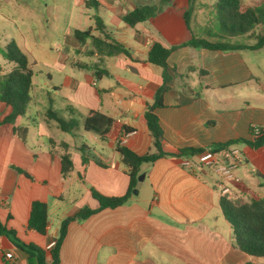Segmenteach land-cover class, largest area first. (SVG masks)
Instances as JSON below:
<instances>
[{"label": "crops", "instance_id": "1", "mask_svg": "<svg viewBox=\"0 0 264 264\" xmlns=\"http://www.w3.org/2000/svg\"><path fill=\"white\" fill-rule=\"evenodd\" d=\"M86 1L0 0V37L5 43L10 39L17 43L34 74L33 64L44 70L46 86L61 100L59 107H51L67 118L78 112L80 137L87 135L89 141L80 143L90 145L86 151L90 157L83 161L80 143L50 133L59 127L46 117V110L42 122L31 118L32 112L38 113L33 91L25 113L13 123L0 125V220L20 240L42 248L56 238L63 218L84 205H98L90 187L107 195L127 190L129 177L118 144L139 153L155 151L144 112L162 82V67L147 61L148 47L153 41L170 47L194 35L184 18L188 0ZM144 4L152 6L146 19L133 25L122 19ZM18 18L22 23H17ZM88 27L92 37L78 41L73 31ZM245 34L228 39L239 42L238 36ZM113 40L129 55L109 54L105 44ZM261 47H175L167 57L169 87L162 105L154 110L166 152L203 150L228 141L240 148L244 161L235 170L240 182L233 186L240 201L264 197V142L259 146L245 142L251 139L253 124L264 127V67L254 68L252 54ZM13 66L5 60L0 75ZM46 67L55 70V81ZM89 109L113 118L107 138L92 131L82 133ZM13 125L27 128L24 140L13 132ZM122 126L130 131L122 132ZM49 138L55 142L52 149ZM61 142L67 144L72 160L65 177L61 175ZM141 173L136 193L126 203L69 222L58 264H264V256L250 255L235 245L212 169L190 170L180 163V155L170 154L142 164ZM34 199L47 203L43 234L27 227ZM5 252H11L12 258H6ZM0 264H37V260L0 235Z\"/></svg>", "mask_w": 264, "mask_h": 264}, {"label": "trees", "instance_id": "2", "mask_svg": "<svg viewBox=\"0 0 264 264\" xmlns=\"http://www.w3.org/2000/svg\"><path fill=\"white\" fill-rule=\"evenodd\" d=\"M188 1V7L184 12L186 23L188 22V12L191 9V0ZM86 3H89V0ZM214 6L217 11L221 31L218 37L221 40H210L206 37L191 34L187 41L180 44L167 47L158 41H153L148 47L147 61L162 67V82L155 91L153 102L146 105L144 112L155 151L139 153L127 145L118 144L116 149L121 155L123 164L127 167V175L129 177L127 190L120 195H107L90 187L91 195L98 201V205L94 208L84 205L75 214L63 218L60 222L57 236L53 240L54 243L49 248H42L35 243L20 240L16 236L15 230L8 228L1 220L0 235L9 237L15 246L28 255L35 257L37 264H58L60 244L64 239L70 221H82L105 207L113 208L126 203L133 193L132 190L136 188L138 176L141 174L142 164L152 163L155 159L164 155H191L202 150L201 148H180L176 152L170 153L164 151L162 148L165 139L158 116L154 110L156 107L162 105L163 94L169 87L168 81L171 79V75L167 70V57L170 51L181 45L222 50L239 48L257 49L264 45V33H253L252 31L255 24L264 22V10L256 6L248 5L242 0H215ZM151 13L152 6L148 4L139 5L125 13L122 19L126 23L133 25L136 22L146 19ZM95 21V25L101 29L102 23L99 18L95 17ZM250 32L256 37V42L251 45L232 42L228 39L232 36ZM73 35L78 41L84 42L88 36L92 37L91 27L83 30L75 29ZM105 46L109 54L122 53L129 55V51L116 40H113L112 43H106ZM3 55L5 59L13 62L14 66L9 72L0 75V114H3L0 118V125L3 123H13L16 117L25 113L27 105L32 101V77L34 74L28 63L26 54L13 39H10L4 45ZM95 73L96 75L99 74L98 71ZM46 117L54 120L61 130H71L75 127V119H64L51 107L47 108ZM113 122L114 120L111 116L100 110L89 109L83 118L82 127L85 131H92L104 139L108 137ZM12 129L18 137L22 140L25 139L27 134V128L25 126L13 125ZM121 131L128 132L130 128L122 126ZM245 142L252 146H259L264 142V134L255 140L249 139L245 140ZM48 143L50 149L55 145V142L51 138L48 139ZM230 143H233V141L215 144L208 149L219 150ZM59 145L62 150L60 153L61 175L65 177L72 169V160L67 144L61 142ZM78 149L82 153L83 161H86L90 157L86 153L88 145L84 143L80 144ZM16 169L20 170L19 168ZM23 172L30 177L25 171ZM220 206L225 218L231 224L235 245L250 255L264 256V197L253 198L249 201L230 200L221 197ZM47 224V203L39 199L32 200L27 227L43 234L46 231ZM47 252L49 257H47Z\"/></svg>", "mask_w": 264, "mask_h": 264}, {"label": "rangeland", "instance_id": "3", "mask_svg": "<svg viewBox=\"0 0 264 264\" xmlns=\"http://www.w3.org/2000/svg\"><path fill=\"white\" fill-rule=\"evenodd\" d=\"M214 1L215 0H191V9L188 12L187 17H188V22L194 31V35L196 34L195 36L206 37L210 40H217V39L221 40V38L218 37V35L221 34V31H220V25L218 23L217 11L214 6ZM242 1L248 5L256 6L264 10V0H242ZM10 19L13 20V24L16 23L14 18L11 17ZM16 21L19 24L22 23V20L19 18ZM252 31L253 33H258V32L264 33V22L255 24L252 28ZM49 38L50 40H47V42H51L52 40L51 36ZM236 40H238L239 42H249L251 44H254L256 42V37L252 33H247L245 35L238 36V39ZM5 44L6 43L4 42V38L0 37V65H3L5 60H7L3 55V48ZM252 52H253L252 54H253L254 68H258L257 65H261L264 67V45L260 49ZM48 54L52 55L51 53ZM33 69L35 71V74L33 76L34 83L32 87V91L35 99V103L33 105L35 107V110L39 114L32 112L30 114V117L42 122V115H41L42 112H44V110H47V108L51 107V105L53 104L55 107H59L61 100L59 99L58 96H55L51 87L46 86V83L48 82V77L45 75V73H42L44 72V70H41V68L37 64H33ZM44 69L49 70L55 81V76H56L55 70L53 68H48V67ZM49 98H52L51 101H49ZM56 112L64 119H70L67 118L65 114L59 112V110H57ZM72 113L73 114L71 118H73V120L75 119L76 122L75 127L73 129L61 130L60 128H57L50 133H53L52 135L54 136L58 135V137H65L66 140L74 138L78 143H80L81 141H88L86 139L88 138L87 135H84L82 138L80 137V132L78 131L77 128L78 126L77 121L81 123V120L79 119L80 116H78V112L73 111ZM82 133H86L85 130Z\"/></svg>", "mask_w": 264, "mask_h": 264}, {"label": "built area", "instance_id": "4", "mask_svg": "<svg viewBox=\"0 0 264 264\" xmlns=\"http://www.w3.org/2000/svg\"><path fill=\"white\" fill-rule=\"evenodd\" d=\"M264 134V127L253 124L250 127L252 140ZM244 156L236 145H228L219 150L203 149L191 155H181L180 163L190 170L210 168L216 175V188L220 197L236 200L234 195V184L240 182L239 176L235 173L236 168L242 164ZM1 202V199H0ZM51 241L48 248L53 245ZM6 258H12L11 252H5Z\"/></svg>", "mask_w": 264, "mask_h": 264}, {"label": "water", "instance_id": "5", "mask_svg": "<svg viewBox=\"0 0 264 264\" xmlns=\"http://www.w3.org/2000/svg\"><path fill=\"white\" fill-rule=\"evenodd\" d=\"M144 176V173H141L139 176H138V180L142 179ZM133 193H136V188L132 190Z\"/></svg>", "mask_w": 264, "mask_h": 264}]
</instances>
